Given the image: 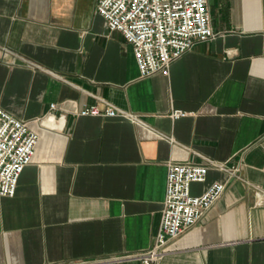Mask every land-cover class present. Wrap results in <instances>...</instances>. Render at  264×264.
Returning <instances> with one entry per match:
<instances>
[{
	"label": "crops",
	"instance_id": "obj_1",
	"mask_svg": "<svg viewBox=\"0 0 264 264\" xmlns=\"http://www.w3.org/2000/svg\"><path fill=\"white\" fill-rule=\"evenodd\" d=\"M207 5L215 36L140 77L96 0H0V106L38 134L0 196V264H140L127 256L154 243L170 161L210 163L192 194L224 189L156 264H264V0Z\"/></svg>",
	"mask_w": 264,
	"mask_h": 264
},
{
	"label": "built area",
	"instance_id": "obj_2",
	"mask_svg": "<svg viewBox=\"0 0 264 264\" xmlns=\"http://www.w3.org/2000/svg\"><path fill=\"white\" fill-rule=\"evenodd\" d=\"M96 11L110 30H118L130 44L140 77L168 74L171 63L195 43L215 36L210 25L207 0H96ZM55 104L50 103V109ZM187 112L174 109L173 117ZM80 115L124 114L113 105H84ZM64 114L49 110L43 117L60 121ZM55 123V122H54ZM56 125V124H55ZM38 134L26 120L0 106V196H13L18 177L31 161ZM212 164L224 168L222 164ZM209 162L167 163L165 194L158 231L152 246L127 257L140 264H156L167 253L166 243L192 225L222 193L224 183L215 180L202 193L192 194L190 184L206 179ZM108 259L106 262H111ZM97 263V262H96ZM80 261L67 264H96ZM64 264V263H60ZM97 264H104L98 262Z\"/></svg>",
	"mask_w": 264,
	"mask_h": 264
},
{
	"label": "bare ground",
	"instance_id": "obj_3",
	"mask_svg": "<svg viewBox=\"0 0 264 264\" xmlns=\"http://www.w3.org/2000/svg\"><path fill=\"white\" fill-rule=\"evenodd\" d=\"M44 121H48L49 122V125H54L55 124L51 118H45L43 120V123H44Z\"/></svg>",
	"mask_w": 264,
	"mask_h": 264
}]
</instances>
